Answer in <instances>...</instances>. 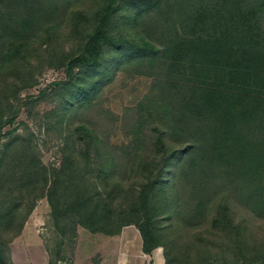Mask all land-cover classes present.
<instances>
[{"label": "rangeland", "instance_id": "374dc122", "mask_svg": "<svg viewBox=\"0 0 264 264\" xmlns=\"http://www.w3.org/2000/svg\"><path fill=\"white\" fill-rule=\"evenodd\" d=\"M135 1L116 0L119 14L107 24L101 59L78 64L70 75L68 60L93 53L87 42L113 2L0 0L5 255L9 258L10 245L24 239L43 244L50 264H121L120 258L122 264H143L140 229L151 222L170 264H264V204L252 209L246 193L218 164L198 170L185 163L176 190L182 162L169 166L165 189L154 191L158 208L147 206L144 219L141 192L157 170L155 126L168 133L174 127L168 82H185L188 76H170L159 54L128 51L137 24L125 20ZM177 1L148 7L138 24L145 35L160 38L169 30L175 10L168 7L175 9ZM80 125L99 135L103 157L85 144ZM77 163L86 166L76 187L64 170L71 166L75 172ZM103 206L112 221L103 223L104 231L92 232L85 218Z\"/></svg>", "mask_w": 264, "mask_h": 264}, {"label": "trees", "instance_id": "16d2710c", "mask_svg": "<svg viewBox=\"0 0 264 264\" xmlns=\"http://www.w3.org/2000/svg\"><path fill=\"white\" fill-rule=\"evenodd\" d=\"M111 1L113 5L102 12L87 42L89 48L93 47V53L72 56L67 62L70 75L78 64H95L101 59V44L109 39L107 24L120 9L116 0ZM163 1H135L130 4L128 20H125L137 24V29L133 30L136 37H130L126 43L128 51L135 48L139 53L159 54L167 63L170 76L176 73L188 76L185 82H168L167 99L171 106L165 108L170 110L174 127L173 132L168 133L155 126L157 170L141 192L140 209L145 212L144 219H147V206L158 208L153 195L157 188L165 189L168 167L181 162L174 185L183 176L185 163L198 170L218 164L226 168L236 189L246 193L247 204L257 209V204H264V0H178L175 9L168 7L170 12L177 11L172 13L175 17L172 26L160 38H151L144 34L139 20L147 9L160 8ZM174 91L180 92L179 95L174 96ZM3 121L0 115V135ZM78 128L85 134V144L93 145L98 156L103 157L105 150L100 148L99 135L85 125ZM85 166V163H77L75 172L71 166L66 167L64 175H70L77 187ZM118 185L119 182L114 186ZM173 189L176 190V185ZM102 199L100 195L99 200ZM104 208L95 207L85 218L83 224L92 232L104 231L103 223L112 221ZM151 224L140 229L143 251L147 254L163 247L156 241ZM6 247L0 242V264H10V256L5 255L9 253ZM165 258L166 264H170L166 255Z\"/></svg>", "mask_w": 264, "mask_h": 264}, {"label": "crops", "instance_id": "0c3cea01", "mask_svg": "<svg viewBox=\"0 0 264 264\" xmlns=\"http://www.w3.org/2000/svg\"><path fill=\"white\" fill-rule=\"evenodd\" d=\"M10 249V264H50L51 262L49 253L46 251L43 244H28L24 239H20L11 244ZM21 252H24L25 254H21ZM142 252L145 255L143 264H166L164 250L161 246L153 249L150 254H147L144 251ZM123 259L124 258L119 259L121 264Z\"/></svg>", "mask_w": 264, "mask_h": 264}]
</instances>
